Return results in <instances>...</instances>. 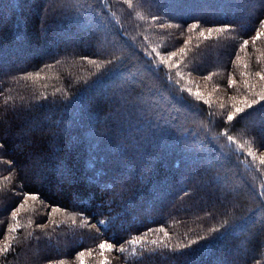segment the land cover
<instances>
[{"label":"trees","instance_id":"16d2710c","mask_svg":"<svg viewBox=\"0 0 264 264\" xmlns=\"http://www.w3.org/2000/svg\"><path fill=\"white\" fill-rule=\"evenodd\" d=\"M44 3L0 0V264H264V0Z\"/></svg>","mask_w":264,"mask_h":264},{"label":"snow or ice","instance_id":"6c2138e0","mask_svg":"<svg viewBox=\"0 0 264 264\" xmlns=\"http://www.w3.org/2000/svg\"><path fill=\"white\" fill-rule=\"evenodd\" d=\"M156 6L159 7V4H157ZM43 7H44L45 10H48L49 0H45V3L43 5ZM156 18L157 17H155V16L153 17V19H156ZM259 23H260L261 27L264 28V21H260ZM159 27L160 28H164L165 25L164 24H160ZM178 27H179V25H178ZM197 27H198V25L194 23V24H192L189 27L188 30L189 31H193ZM214 30L217 31V32L225 31V29H223V28H217V29L209 28L207 30L208 31V35L210 36L211 33H212V31H214ZM199 35L201 37H203V36H205V32L204 31H201L199 33ZM262 36H264V31H259L258 30L256 32V36L253 38V41H252L253 44H255L256 40L260 39V37H262ZM248 43H249V41L247 39L244 40L242 49L244 47H246L248 45ZM153 51H155V50H153ZM181 52H183V49H181ZM175 55H176L175 52H173L171 55H169L168 56V61H171L172 58ZM91 62L92 63H95V61H91ZM114 62H115L114 60L109 59V60L106 61V64L111 65ZM161 62L162 63H166V61H161ZM57 63H59V61H57ZM98 67H99V65H98ZM245 67H247V66H245ZM111 71H112V69H106L104 72H102L99 75H97L96 76V79L93 80V81H91V83L87 84L85 86V89L84 90L91 89L94 86H96L98 83L104 81L106 79V77L111 73ZM262 71H264V70H262ZM242 75H243V73H242ZM255 75L258 76L261 81H264V75H262L261 72H256ZM205 78H208V77H205ZM232 84H233V81L230 79L229 80V87H231ZM195 95L197 97H199L200 94H199V92H197V93H195ZM259 100H264V92H261L260 93ZM259 100L253 99L251 102L245 101L244 103L246 104L247 108H251L254 104L258 103ZM205 103H207V102L205 101ZM244 111H245V108L244 107H235L234 111L228 114L227 121L228 122L233 121L234 118H236L240 113H243ZM228 139L230 141H232V137L231 136H229ZM0 148H3V145L2 144H0ZM260 164L264 165V156H262L260 158ZM183 194L184 195H187L188 194L187 190H184L183 191ZM24 195H25L26 199L36 200L38 198V194L25 193ZM59 210H60L59 208L52 207V211L53 212L59 211ZM18 212H19V208H17V209H15V210L12 211V219L13 220H16L17 215H18ZM81 215H83V214H81ZM206 215H212V214L211 213H206ZM224 215H225L226 218L223 220V222L220 223L218 227L212 228V229L209 230V233H210V236L209 237H207V238L205 236H200L199 237V240H206V243L205 244L200 245L199 242H198V240H191L188 244H180V245H177L175 247H170L168 244H165L164 247L166 249H168V251H170V252L180 251L183 248L190 249V251L188 253H183L184 255H191L193 252L200 251V250H202L204 248L210 247L211 244L215 240H217V239H224L226 236L232 234L233 231H234L233 225L230 224L229 219L227 218V216H228L227 210H225ZM49 216H51V213H49ZM83 222L85 224H87L88 227H95L96 226L95 224L89 223L88 218H85ZM100 223L102 224L103 221H100ZM37 227L38 228H44V227H46V225L45 224H37ZM18 228H19V224L18 223L17 224H14V225H11V226L8 227L7 232L8 233H16L17 230H18ZM221 229H222V231H221ZM159 231H164V229L163 228H160ZM211 233H217V235L212 236ZM165 236H167V233H165ZM2 238L6 241L5 246L2 249V253H7L10 250H12V244H11V241L8 239V236L7 235H4ZM12 239H15V237L13 236ZM129 243L134 244V245L139 244L140 243V239L139 238L133 239V240L129 241ZM152 244L155 245L156 244V241H152ZM192 245H198V247L195 248V249H193L192 248ZM113 246H114L113 243H108V242L100 243L99 244V248L101 249V254H103V251L105 249L111 251V249L113 248ZM118 250L119 251H123L124 249L121 247ZM89 254H91V253H89ZM149 255H152V253H149ZM79 256L80 257H83L84 256V253L83 252L79 253ZM81 264H83V261L82 260H81Z\"/></svg>","mask_w":264,"mask_h":264}]
</instances>
